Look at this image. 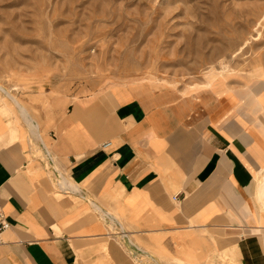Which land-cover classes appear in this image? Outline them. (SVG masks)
I'll use <instances>...</instances> for the list:
<instances>
[{
    "label": "crops",
    "instance_id": "crops-1",
    "mask_svg": "<svg viewBox=\"0 0 264 264\" xmlns=\"http://www.w3.org/2000/svg\"><path fill=\"white\" fill-rule=\"evenodd\" d=\"M259 76L244 92L226 81L191 94L107 88L58 128L40 125L41 158L32 143L37 152L42 145L0 109V208L10 224L0 264H152L184 255L200 264L223 251L236 264H264Z\"/></svg>",
    "mask_w": 264,
    "mask_h": 264
},
{
    "label": "rangeland",
    "instance_id": "rangeland-1",
    "mask_svg": "<svg viewBox=\"0 0 264 264\" xmlns=\"http://www.w3.org/2000/svg\"><path fill=\"white\" fill-rule=\"evenodd\" d=\"M263 16L264 0H0V85L28 109L41 143L29 136L46 151L40 125L58 128L107 88L191 94L219 76L214 89L226 81L244 92L264 71ZM0 95V109L24 125ZM185 257L152 264H191ZM200 264L236 262L223 251Z\"/></svg>",
    "mask_w": 264,
    "mask_h": 264
},
{
    "label": "bare ground",
    "instance_id": "bare-ground-1",
    "mask_svg": "<svg viewBox=\"0 0 264 264\" xmlns=\"http://www.w3.org/2000/svg\"><path fill=\"white\" fill-rule=\"evenodd\" d=\"M262 26H264V16H263V20H262ZM257 34H258V36L260 35L259 34V32H257ZM252 39H253V41H255V40H257V38L256 37H252ZM238 55V53L237 54H235V55H233L232 57H231V59H234L236 56ZM224 63H226V62H224ZM258 73V71H257V69L255 70V73H254V75H256ZM258 75V74H257ZM217 77H219V76H212L211 78H209L207 81H206V83H205V88H208V87H211L214 83H215V81H216V78ZM260 78H264V73H262V74H260V76H259ZM0 94H2L3 95V97H5V99H7V101L10 103V105L12 106V107H14L16 110H17V113H18V115H19V118L22 120V122L24 123V126L26 127V131H28L27 133H29V134H31L32 136H34V138L36 137V130H37V124H35L33 121H32V117H31V115H30V113H29V111H28V109L24 106V105H22V104H17V102L18 101H16L15 100V97L7 90V89H5L4 87H2L1 85H0ZM1 96V95H0ZM27 137V136H26ZM30 138V137H29ZM31 138H33V137H31ZM36 139V141L38 142V143H41V141H40V139L37 137V138H35ZM33 141V140H32ZM36 142V143H37ZM37 145V144H36ZM39 153L41 152H45V150H40V151H38ZM43 155V154H42ZM41 155V156H42ZM61 183V182H60ZM61 186V185H60ZM61 189V188H60ZM67 189V188H66ZM179 262H183L181 259H179L178 260Z\"/></svg>",
    "mask_w": 264,
    "mask_h": 264
},
{
    "label": "built area",
    "instance_id": "built-area-1",
    "mask_svg": "<svg viewBox=\"0 0 264 264\" xmlns=\"http://www.w3.org/2000/svg\"><path fill=\"white\" fill-rule=\"evenodd\" d=\"M10 228V224L7 221L4 213L0 208V244L2 243L3 234Z\"/></svg>",
    "mask_w": 264,
    "mask_h": 264
}]
</instances>
